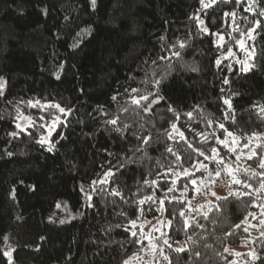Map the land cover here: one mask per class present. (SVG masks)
Returning <instances> with one entry per match:
<instances>
[{"label": "trees", "instance_id": "16d2710c", "mask_svg": "<svg viewBox=\"0 0 264 264\" xmlns=\"http://www.w3.org/2000/svg\"><path fill=\"white\" fill-rule=\"evenodd\" d=\"M249 35L243 71L228 56ZM0 77V264H125L160 216L156 264H239L249 245L264 264V0H0ZM229 137L260 138L251 170L192 218Z\"/></svg>", "mask_w": 264, "mask_h": 264}, {"label": "rangeland", "instance_id": "374dc122", "mask_svg": "<svg viewBox=\"0 0 264 264\" xmlns=\"http://www.w3.org/2000/svg\"><path fill=\"white\" fill-rule=\"evenodd\" d=\"M239 2H246L248 7L251 6V0H239ZM212 3V0H204L203 7L208 8ZM200 27L203 30V22L200 23ZM250 38L251 35L247 36L238 45L239 52L234 53V55L229 54L228 58H232V60L244 64L247 67L248 62L252 57V50L249 46ZM219 43H222L221 39L219 40ZM28 124H30L29 121L26 118H22L18 123V129L22 131L28 126ZM53 127H55V125H53ZM50 129L51 128L47 130V133L44 136L46 139L42 145L46 146L49 144L50 135L52 134V131L51 134H49ZM259 139V137H253V139H251L245 147L240 146L239 142L234 137H229L230 143L227 146L229 151L227 154L228 163L225 166L226 174L224 175L226 182L221 183L217 181V179L215 180L212 178L209 179L207 183L203 182L201 184H197L198 199L189 202V209L192 218L196 214H200L203 211V207L207 206V203H213L219 197L224 196L232 191V189L239 187L238 183L235 182L236 174L243 173L242 171L245 170H251L246 164L247 161L251 160L255 156L254 149L258 142H260ZM233 148L235 151H231ZM249 157H251V159H249ZM257 173L260 177H264V160L257 169ZM260 201L262 202L264 199ZM254 221L258 223H249V228L252 229V238L264 237V225H262L263 218L255 217ZM138 227L140 229L139 232L143 236L145 247L141 253L134 255L128 261V264H156V261L165 257L163 250L165 248L164 246L168 245L167 241L164 239L167 223H165L162 216H160L157 220L145 225L140 224ZM178 246L179 245H175L174 248H178ZM233 252L236 259L239 258L241 261L239 263L237 260L239 264H253L256 261V256L250 245L234 249Z\"/></svg>", "mask_w": 264, "mask_h": 264}, {"label": "snow or ice", "instance_id": "6c2138e0", "mask_svg": "<svg viewBox=\"0 0 264 264\" xmlns=\"http://www.w3.org/2000/svg\"><path fill=\"white\" fill-rule=\"evenodd\" d=\"M212 2L215 3V0H212ZM237 2H239V0H237ZM92 3L95 4V0H92ZM201 4H202V5L204 4V0H201ZM225 15H229V13H226ZM233 15H234V14H233ZM257 26H258V27L260 26V22H259V21H257ZM204 31H207V30L204 29ZM181 47H183V45H181ZM229 54H231L230 51H229ZM174 55L179 56L180 53L177 52V53H174ZM161 59H166V57H161ZM216 63H217V65H219V64H220V61L217 60ZM242 70H243V71H248V67H245V68H243ZM225 83H228L227 79H225ZM159 84H160V81H159V80L154 81V86L158 87ZM3 87H4V80H3L2 77H0V94H2V89H3ZM137 91H138V90L135 89V88L132 89V92H137ZM150 95H156V94H154V93H150ZM113 99H115V97H113ZM147 99H148L147 96H141L139 99H136L135 97H133V103L139 105V104H140V100H147ZM162 99H163V97L156 95V98H155L154 100H152V101L148 104V107L145 108L144 111L147 112L148 109L151 108L152 104L159 103V101L162 100ZM29 103H31V102H29ZM37 103H39V101H37ZM224 103H225V104H229V106H230V102H229V100H224ZM56 107H59V106L57 105ZM169 110L171 111L172 109L170 108ZM59 111L63 113V112H65V109H64V108H59ZM69 111H70V110H69ZM262 111H264V109H262ZM188 115L191 116V113H188ZM56 121H59V117L56 118ZM56 121H54V123H55ZM107 123H109V124H113V125H114V124L117 123V121H116L115 119H113V120H109V121H107ZM219 126H220L221 128L224 127L223 124H221V125H219ZM17 127H19V125H18ZM173 128H175V125H173ZM54 130H55L54 127H52V128L50 129L49 134H51V131H54ZM117 131H119V129H117ZM11 135L15 136L16 133H11ZM182 135H183V134L181 133V136H182ZM228 135H232V133H228ZM45 139H46L45 137H41V139H40L39 141H37V142L43 144V143L45 142ZM138 139H139V137H138ZM144 143H145V144L148 143V138H145V139H144ZM218 143H223V142L218 140ZM189 146L191 147V145H189ZM245 147H246V145H245ZM48 150L51 151V147H49ZM168 150L171 151V149H168ZM212 151H213V152H216V149H213ZM231 151H235V149L233 148V149H231ZM201 154H203V153H201ZM9 155H11V153H9ZM206 159H208V157H206ZM249 159H251V157H249ZM220 162H222V161H220ZM216 174L219 175V172H217ZM105 175H106V176H107V175H111V173H106ZM104 182H105V181H101V183H104ZM235 182H236V183H239L240 181H235ZM93 183H96V182L93 181ZM192 183L195 184L196 181L193 180ZM246 187H251V186H250V185H246ZM261 189H264V182L261 183ZM170 190H171V189H170ZM89 199H91V197H89ZM140 203L143 204L144 201H140ZM161 203H162V202H161ZM181 214L183 215V213H181ZM262 223H264V222H262ZM133 226H134V222H133ZM132 234L135 235L134 232H133ZM177 251H183V249H182V248H181V249H177ZM197 255H198V254H197ZM125 264H128V261H125Z\"/></svg>", "mask_w": 264, "mask_h": 264}]
</instances>
